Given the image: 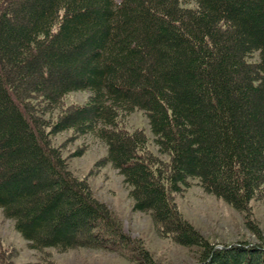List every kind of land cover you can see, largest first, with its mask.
<instances>
[{"label":"trees","instance_id":"trees-1","mask_svg":"<svg viewBox=\"0 0 264 264\" xmlns=\"http://www.w3.org/2000/svg\"><path fill=\"white\" fill-rule=\"evenodd\" d=\"M75 92L89 96L66 106ZM135 111L151 138L120 125ZM65 131L106 146L133 210L162 237L198 247L197 264H264L257 227L258 243L217 247L174 200L196 180L249 216L264 196V0H0L4 216L33 250L157 264L70 170L53 141ZM0 264H13L1 246Z\"/></svg>","mask_w":264,"mask_h":264},{"label":"rangeland","instance_id":"rangeland-1","mask_svg":"<svg viewBox=\"0 0 264 264\" xmlns=\"http://www.w3.org/2000/svg\"><path fill=\"white\" fill-rule=\"evenodd\" d=\"M119 1V0H116ZM88 92L69 94L65 105L84 103ZM125 129L144 130L151 138L146 114L135 111L120 121ZM56 146L69 155V167L79 179L86 180L97 200L104 203L121 221L125 233L139 240L157 264H197L198 247H184L156 230L149 214L133 210L123 177L106 162L107 148L93 135H78L72 131L53 136ZM153 150L154 146H151ZM81 151V155H73ZM174 200L184 218L200 234L217 247L247 241L258 243L254 227L264 237V196L251 202L249 216L233 208L222 199L203 190L198 181L192 180L188 188L174 195ZM248 217V218H246ZM250 222V223H249ZM0 246L9 252L13 264H137L120 252L80 247L71 250L30 248L26 240L15 230L13 221L0 209Z\"/></svg>","mask_w":264,"mask_h":264}]
</instances>
